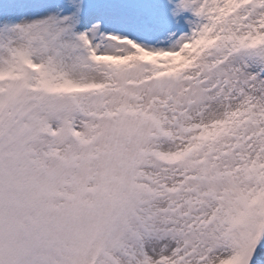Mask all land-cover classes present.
I'll list each match as a JSON object with an SVG mask.
<instances>
[{"label":"snow or ice","instance_id":"1","mask_svg":"<svg viewBox=\"0 0 264 264\" xmlns=\"http://www.w3.org/2000/svg\"><path fill=\"white\" fill-rule=\"evenodd\" d=\"M0 264H264V0H0Z\"/></svg>","mask_w":264,"mask_h":264}]
</instances>
